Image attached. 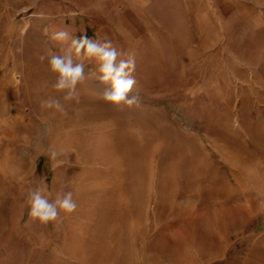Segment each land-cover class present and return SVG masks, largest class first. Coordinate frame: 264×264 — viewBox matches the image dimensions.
Returning a JSON list of instances; mask_svg holds the SVG:
<instances>
[{"label":"rangeland","instance_id":"374dc122","mask_svg":"<svg viewBox=\"0 0 264 264\" xmlns=\"http://www.w3.org/2000/svg\"><path fill=\"white\" fill-rule=\"evenodd\" d=\"M59 30L134 56L137 103L104 102L75 57L64 101L39 59ZM209 184L229 195L194 220L183 200ZM41 187L76 211L32 219ZM0 264H264V0H0Z\"/></svg>","mask_w":264,"mask_h":264},{"label":"clouds","instance_id":"9594fccd","mask_svg":"<svg viewBox=\"0 0 264 264\" xmlns=\"http://www.w3.org/2000/svg\"><path fill=\"white\" fill-rule=\"evenodd\" d=\"M45 34L47 35V32ZM49 39L67 45L63 54H58L48 47L45 54L39 57L41 62L47 60L49 70L56 75V81L52 87L64 94V101H78L77 86L85 80L83 63H74L75 57L79 60H95L99 65L101 73L99 79L103 83L110 84V87L99 92L100 99L104 102L115 107L122 104L131 106L137 103L136 96L128 95L136 84L133 75L136 69L134 56L121 59L123 53L114 46L112 41L101 42L98 39L89 38L87 34L75 37L68 30L56 31L50 35ZM40 104L42 109H52L61 114H67L58 98L43 99ZM50 196L51 193L44 187L29 193V215L32 219L42 223L56 221L61 211L65 215H70L78 207L71 191L56 193L54 200H50Z\"/></svg>","mask_w":264,"mask_h":264},{"label":"bare ground","instance_id":"6f19581e","mask_svg":"<svg viewBox=\"0 0 264 264\" xmlns=\"http://www.w3.org/2000/svg\"><path fill=\"white\" fill-rule=\"evenodd\" d=\"M177 128V127H176ZM166 131H168V130H166ZM176 131H178V130H176ZM182 136V135H181ZM184 137V136H183ZM186 138V137H185ZM188 138V137H187ZM189 139H194V137L193 138H188L187 140H188V142H187V144L188 143H191V142H189ZM178 140H180V138L178 139ZM185 140L186 139H184V141L183 142H185ZM194 140H196V139H194ZM181 141V140H180ZM193 141V140H192ZM183 142L181 141V143L183 144ZM162 144V143H161ZM186 143H184V145H185ZM193 144V143H192ZM196 144V143H195ZM191 145V144H190ZM183 146V145H182ZM178 147V148H182V149H180V150H183L182 152H184V154H185V152H186V150L184 151V149L183 148H185V146H183V147ZM187 149V148H186ZM191 151H193L192 149H191ZM195 151V150H194ZM174 153H175V150H174ZM170 154V153H169ZM176 154V153H175ZM174 155V154H173ZM192 155V154H191ZM204 156V155H203ZM172 157V156H171ZM184 161V160H190V162H192L193 161V158H189V157H180V160H179V162L180 161ZM182 161V162H183ZM181 163V162H180ZM177 165H178V163H177ZM177 168V167H176ZM218 169V168H217ZM217 169H215V170H217ZM173 170H175L174 169V167H173ZM177 170V169H176ZM218 172V171H217ZM194 177V176H193ZM198 177V176H197ZM189 178V177H188ZM218 178V177H217ZM175 179V178H174ZM195 179H197V180H199V181H201V176H199L198 178H195ZM218 180H220V179H218ZM191 181H192V179H191ZM196 181V180H195ZM210 181H212V179L210 180ZM192 183H194V180L192 181ZM211 183V182H210ZM202 185V184H201ZM204 186H206V185H204ZM216 186V185H215ZM214 185H212V184H209V186L208 187H205V188H201V187H194L193 188V194H192V196L191 197H187V198H185L183 201H184V203L186 204V205H188L187 206V209L185 210L184 209V212H185V214L186 215H188V214H192V216L194 217V220H200L201 219V217H200V215L201 214H198V211H197V208H198V206L201 204V203H204V199H202V197L204 198V196L205 195H207L208 197L207 198H210V197H212V196H214V195H217V196H220V197H224L225 196V194L226 195H229V194H227V192L225 193V191H223V189H222V187L220 188V187H215ZM241 189V188H240ZM231 190H233V189H231ZM190 191V190H189ZM191 192V191H190ZM223 194H224V196H223ZM203 201V202H202ZM181 213V212H180ZM182 214V213H181ZM203 216H205V215H203ZM189 218H190V216H188ZM207 222V221H206ZM129 230V229H128ZM131 230V229H130ZM180 231V230H179ZM127 232V231H126ZM126 234V233H125ZM120 238V237H119ZM164 245V244H163ZM125 248V247H124ZM128 249V248H127ZM125 250V249H124ZM126 251V250H125ZM129 253V252H128ZM128 255V254H127ZM129 258V257H128ZM128 258H126L127 260H128ZM130 259V258H129Z\"/></svg>","mask_w":264,"mask_h":264}]
</instances>
